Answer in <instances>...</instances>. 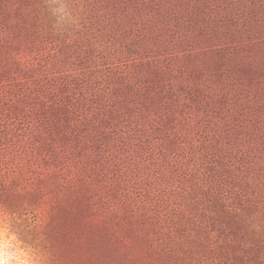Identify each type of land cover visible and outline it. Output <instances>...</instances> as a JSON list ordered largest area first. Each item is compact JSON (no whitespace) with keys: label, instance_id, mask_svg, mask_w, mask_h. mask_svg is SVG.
Wrapping results in <instances>:
<instances>
[{"label":"rangeland","instance_id":"1","mask_svg":"<svg viewBox=\"0 0 264 264\" xmlns=\"http://www.w3.org/2000/svg\"><path fill=\"white\" fill-rule=\"evenodd\" d=\"M0 264H264V0H0Z\"/></svg>","mask_w":264,"mask_h":264},{"label":"clouds","instance_id":"2","mask_svg":"<svg viewBox=\"0 0 264 264\" xmlns=\"http://www.w3.org/2000/svg\"><path fill=\"white\" fill-rule=\"evenodd\" d=\"M50 2H52V3H56V2H58V0H50ZM57 13H63V14H66V15H71V13H69L68 11H67V9H66V7H64V6H61V7H59V8H56V9H53L52 10V15L56 18V16H57ZM60 21L58 20V19H56V25L59 23Z\"/></svg>","mask_w":264,"mask_h":264}]
</instances>
